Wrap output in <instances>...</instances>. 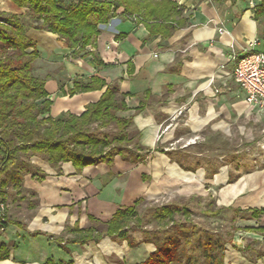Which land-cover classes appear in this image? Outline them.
I'll list each match as a JSON object with an SVG mask.
<instances>
[{"label": "crops", "instance_id": "0c3cea01", "mask_svg": "<svg viewBox=\"0 0 264 264\" xmlns=\"http://www.w3.org/2000/svg\"><path fill=\"white\" fill-rule=\"evenodd\" d=\"M175 1L189 23L167 39L150 38L146 26L125 18L121 8L108 23L99 26L95 42L80 52L74 53L57 34L35 28L28 31L40 52L36 70L49 65L50 71L40 76L46 79L53 102L50 115H80L97 102L106 86L74 95L69 88L75 81L87 82L98 75L127 94L128 109L117 115L133 119L130 127L145 148L139 152L147 153L142 163L119 167L114 159L111 164L99 162L81 170L71 162L55 167L35 154L29 157V164L20 162L5 173L7 185L1 196L8 212L5 230L0 231V246L4 244L9 255L0 259V264H44L49 258L74 264H136L145 260L156 246L135 238L136 229L132 231L134 246L107 235L106 223L100 229L101 219L108 221L117 209L129 207L128 197L133 195L158 200L167 197L171 188L185 194L200 193L202 184L208 182L220 206L264 208V166L239 173L234 181H230L227 167L206 179V168L186 167L172 157L177 143L185 140L179 134L182 130L196 135L209 126L211 131L229 133L237 123L245 135L259 132L264 136V109L247 102L245 91L228 69L233 66L230 44L247 48L261 32L258 47H263L264 25L255 19L254 7L243 0ZM4 9L13 13L26 10L12 0H0V10ZM220 27L226 31L220 33ZM95 56L101 65H97ZM252 121L254 127L248 125ZM140 165L145 167L140 181L143 185L138 179L135 184L132 180ZM116 167L121 175L111 176L104 184L102 176ZM144 173L148 183H144ZM260 220L264 223V214L252 219L251 226H258ZM76 225L95 226L103 237L83 245L71 243L69 239L75 234L70 230ZM224 261L264 264V256L242 252L228 243Z\"/></svg>", "mask_w": 264, "mask_h": 264}, {"label": "trees", "instance_id": "16d2710c", "mask_svg": "<svg viewBox=\"0 0 264 264\" xmlns=\"http://www.w3.org/2000/svg\"><path fill=\"white\" fill-rule=\"evenodd\" d=\"M17 6L26 8L24 13L0 11V194L7 185L3 175L15 168L23 153H45L46 160L55 167L71 162L78 170L87 165L114 162V151L126 156L132 162L144 159L147 152L139 143L135 157L127 156L130 138L127 128L133 119L118 116V111L127 110V94L122 93L116 84L93 75L89 81H75L69 93L102 89L99 100L89 105L80 115L67 114L53 118L50 115L52 100L46 88V79L35 73L34 62L40 56L37 43L28 35L31 28L52 32L59 36L73 52H80L95 42L99 26L108 23L122 9L125 18L143 23L149 37H171L175 31L189 23L175 0H12ZM255 19L264 25V0L254 6ZM97 65H101L95 56ZM94 124L110 126L116 124L113 136L105 131H92ZM131 151V150H130ZM237 176L230 175V181ZM119 208L106 222V234L127 240L130 246L136 244L132 236V222L138 225L142 218L135 206ZM227 207L220 206L218 212ZM235 213H250L252 218L264 214V208H231ZM190 216L191 208H184ZM160 221L170 220L176 232L167 229L154 231L144 229L142 241L152 242L156 249L145 260L136 264H182L188 257L183 239L186 240L185 226L175 222L174 210L163 205L157 214ZM93 221H96L91 216ZM5 223V222H4ZM135 230V229H134ZM238 230V228H234ZM263 235V240H251L244 246L234 244V231L220 241L208 233L204 242L206 264H226L224 253L228 243L242 252L264 256V225L250 227ZM75 237L71 243L81 245L90 240H99L103 234L95 226L71 228ZM60 246L64 245L60 242ZM9 255V249L1 244L0 259ZM44 264H74L73 261H59L49 258ZM184 264H203L188 257Z\"/></svg>", "mask_w": 264, "mask_h": 264}, {"label": "rangeland", "instance_id": "374dc122", "mask_svg": "<svg viewBox=\"0 0 264 264\" xmlns=\"http://www.w3.org/2000/svg\"><path fill=\"white\" fill-rule=\"evenodd\" d=\"M243 1L244 3L246 2L247 5H250L251 0ZM253 1L256 5L260 0ZM0 11L11 12L8 9ZM259 34L261 36V32H259ZM260 36L256 38L261 40ZM232 67L228 69L231 70ZM34 68L35 73L38 75H42L47 72V70L50 71L49 65L45 64L42 65V68L36 70V61L34 62ZM48 87L51 89L52 81L48 82ZM248 125L254 127L255 124L252 121L251 124ZM116 129V124H111L110 126H98L94 124L92 127V131L100 132V130H105L112 136L113 131ZM127 133L130 140L126 144L129 147V151H127L126 154L127 156L135 157L131 152L136 149L138 135L130 126L127 128ZM180 133L184 136L185 140H181L180 143H177L176 153H174L172 157L180 160L186 167L206 168V179L210 178L214 172L220 171L223 167H227L231 175L236 176L239 173L264 166V136L260 135L259 132H254L250 136L245 135L240 131L237 123L233 125L229 133L224 131H211L209 126L202 129L200 133L196 134L197 136L194 134H187L188 132L186 130H182L179 134ZM113 153L115 164L119 165V167L135 163L126 156L120 155L118 151H114ZM143 153L144 152H142V154ZM35 154L46 159L45 153H33L29 151L22 154V157L26 159H21V163L26 162L29 164V157ZM139 162L142 163L141 160ZM119 167L114 168L112 173L102 176L104 184L111 176L119 177V175H121ZM144 171L145 167L140 165L136 177L134 175L132 177L134 184L136 179H138L139 183L143 185V181H140L141 174ZM143 177L144 183H148L149 179L145 173ZM168 191L167 197L158 200H145L141 195L128 197V206H133L137 198L140 200L135 208L142 218V223L139 225L136 222L131 223L132 229H136V231H133L135 238H143L145 234L142 230L144 229L154 231L167 229L171 233L176 232V229H173L174 226L172 221H160L157 218V214L161 212L162 206L167 204L174 210L175 222L185 226L186 240L183 239V243L187 249L188 257L190 256L192 260H198L206 264L203 244L208 239V233L222 241L229 236L230 232L234 231L233 240L239 245L247 244L251 240H263V235L260 232L256 230H247L253 227L251 226L252 219H257L252 218L250 213L238 214L230 208L218 212L220 205L217 204L214 195L215 191H210L208 182L202 184L200 193L185 194L181 193L182 191L176 188H171ZM134 198L136 199L133 200ZM185 207L191 208L192 213L190 216L185 215ZM101 220L103 223L100 225V229H103L105 228L107 220L104 218ZM259 222L256 223V225L258 224L259 226L264 224L261 220ZM235 227L238 228V230L235 231ZM188 257L184 259V263L187 262Z\"/></svg>", "mask_w": 264, "mask_h": 264}, {"label": "built area", "instance_id": "2783aa9c", "mask_svg": "<svg viewBox=\"0 0 264 264\" xmlns=\"http://www.w3.org/2000/svg\"><path fill=\"white\" fill-rule=\"evenodd\" d=\"M250 5L255 6L253 0ZM224 31V28H219L220 33ZM260 43V39L254 38L249 46L243 49H237L236 45L231 43L229 60L233 64L232 75L239 87L245 91L247 102L264 109V45L259 48ZM221 67L224 69L226 64ZM178 113L182 114L183 110ZM7 212L8 204L0 194V231L5 230Z\"/></svg>", "mask_w": 264, "mask_h": 264}]
</instances>
